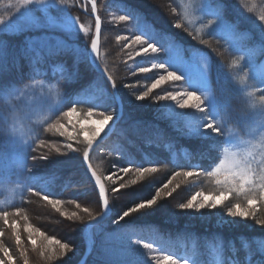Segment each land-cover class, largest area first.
<instances>
[{"label":"trees","instance_id":"16d2710c","mask_svg":"<svg viewBox=\"0 0 264 264\" xmlns=\"http://www.w3.org/2000/svg\"><path fill=\"white\" fill-rule=\"evenodd\" d=\"M95 1L99 17L103 22L101 52L104 59L102 57V65L108 75L113 77L118 94L120 93V72L118 66H122V63L127 61V56H125L126 54H116L114 52L116 43L111 38L113 35L111 30L115 25L113 22H109L108 15L113 10L119 15L140 14L143 21H146L147 25L150 26L144 29L148 35L158 40L164 48L169 46L165 41L169 42L170 45H175L176 48L182 51L184 58L189 57L193 53L207 56L210 64V88L212 90L213 104L215 105V111L212 112L208 108V114L212 112V115L216 116L215 123L222 129V134L217 139L213 137H197L194 133L184 134L188 131L178 133L174 127L168 125L169 123H165L166 120L158 119L157 115L159 113L155 112V110L146 111L137 103L128 107L126 99H123L126 102L124 103L123 115L117 122L113 135L91 157V164L94 170L104 181L111 209V216L99 227L110 223L118 209L117 195L113 193L110 183L104 179L105 173L101 171L110 169L112 162L123 167H130L133 170L136 167H155L157 169L156 172L160 176L156 180L158 184L166 183L178 171H197L199 175L192 177L177 176L165 190L164 195H169L171 192L169 196L175 197L177 195V198L168 199L169 197H166L160 203V206L144 209L139 213L141 217L138 218H136V214H132L135 219L129 218L128 221L125 220L121 224V227L117 226V228L124 229L128 227L131 230H135L150 226L151 229L171 237L177 236L181 231L188 228L201 239L208 237L212 240L223 241L224 264H264V254L259 250L257 244L260 241L264 242V225L256 223V220L264 221V205L257 204L254 218L251 216L248 219L229 217L227 216L226 207L236 203L247 207L242 196L233 194L225 200L224 205L219 207L221 210L217 209L211 212L210 210L202 211L201 209V212L204 213L202 221H191L189 218L184 219L185 217L180 218L179 216L176 219L177 223L174 222L177 224L176 226L165 222L169 216L180 212L178 211L179 208H174L172 213L170 212V208L167 206L171 200H176L175 202L180 205L191 196L199 193L219 197L218 193L222 190V186L217 185L215 178L207 175L205 169L211 167L214 170L215 167L219 166L224 148L228 140L233 138L232 136L235 135L243 139L249 137L250 130L253 127V103L264 111V89H262L264 80L255 71V68L260 66L264 59V42L258 38L255 29L247 24L241 14L235 12L230 2L226 0H224L222 14L226 23L232 25L235 41L229 40L226 35L216 30L202 34L197 33L187 22L178 0ZM158 1L162 5H159ZM73 2L77 16L94 25L95 21L89 16L92 13L90 4L87 3L84 6L82 0H73ZM162 11L168 14H162ZM162 15H166L167 20H164L161 17ZM169 15H173L175 21L174 18L170 19ZM207 20L216 22L212 17H207ZM176 22L182 26L178 30L175 29ZM127 24L133 25V34H139L142 23H138L137 20H125L124 23H120L118 26L121 27V31L126 33ZM115 29L119 31L118 28ZM0 34V41L8 37L2 31H0ZM94 34L95 32L92 31L88 35L89 39L83 46L88 51H90V43L91 39L94 38ZM15 41L8 43L5 40L4 46L0 48L2 49L0 53V59L2 58L0 62V83L4 86L11 85V88L20 89L21 86L30 84L33 80L40 81L47 87L56 89L58 100L62 103L64 109L69 106L70 102H72V106L73 102H75L74 94L79 92L81 88L92 83L97 78L103 79L91 65L90 56L85 57V61H81L82 65H79L80 68L74 65L72 67L65 65L66 59L71 57V52L67 53L65 57H62L61 54L63 53H53V56L51 55L49 58L46 52L35 56L28 51L29 43L24 42V40L21 42ZM236 44L255 52L254 65L243 62L241 52L235 47L237 46ZM237 47L239 48V46ZM31 57H35L38 60L36 65H33L32 61L30 62L31 65H26ZM160 59L161 62H166V54H162ZM50 66L60 67L58 72L53 74V72H49ZM63 67L66 69L63 70ZM69 75L72 79L67 80L66 77H70ZM85 80L86 82L84 83ZM43 93V96H36L37 101L42 99L46 107L52 105L54 99L47 98V93ZM164 93L166 95L165 90ZM20 103H22V100ZM11 104L15 109L19 107L15 99L14 103ZM115 110H118L116 102ZM40 111L44 114L42 118H48L51 115L49 110ZM209 116L211 117V115ZM35 137V134H31L27 140L32 146L34 144L32 138ZM9 139L8 135L0 131V214L5 211L12 215L18 210L21 212V215H19L21 221H16L14 228L17 230H14V232L20 235L23 243L17 244L16 235L10 230L11 236L9 240H3L4 246L10 250L16 249V253H20L19 250H22L27 255L26 258H22L20 254V262L17 264H24L25 259H27L28 264H39L40 260H38V257L44 251V247L42 249L40 247H32L28 236L26 237L28 233L26 229L31 226L39 229L47 237L60 238L63 241L65 239L61 238L59 234L67 233L66 231L64 232L66 224L70 227L72 225L65 222L58 213H53L52 211H55V209L47 201L43 200L41 195H36L37 191L20 181L22 164L16 155L14 156ZM87 149L88 147L85 145L81 150L80 171H78L77 175L72 172L65 173L59 178V181L50 186L49 191H42L41 194L47 193L50 198L61 199V206L69 209V207H76V203L81 204V198L86 197L88 193V195L94 196V204L97 207V212L94 215L99 217L102 214V205L83 158V153ZM101 150L104 157L99 162L101 164H98L95 160L99 157ZM173 189L175 190L173 191ZM78 194H84V196ZM47 207L51 208L52 211ZM41 208L44 209V212L42 211L44 215L38 214ZM216 213L230 220L232 224H229V228L214 229L213 226L217 223L215 219L213 222L208 221H212L210 219ZM145 215L146 217L143 218ZM44 219L47 220L46 223ZM55 220H58L60 225L50 224L52 223L51 221ZM90 221L91 217L87 218L83 223L81 222L82 225H78V227L80 226L79 235L81 237L82 253L73 264H78L85 253L86 245L83 233ZM3 225L6 224H4L3 220H0V227L2 228ZM97 228L92 230L93 249L87 264H91L92 258L98 255L97 248L100 239L96 233ZM56 231L61 232L58 233ZM47 242L44 237H41L43 246H46ZM21 247L24 248L21 249ZM45 249L47 251V248Z\"/></svg>","mask_w":264,"mask_h":264},{"label":"rangeland","instance_id":"374dc122","mask_svg":"<svg viewBox=\"0 0 264 264\" xmlns=\"http://www.w3.org/2000/svg\"><path fill=\"white\" fill-rule=\"evenodd\" d=\"M226 1L230 2L234 11L241 14L243 20L255 29L258 38L264 42V31H262V29H264V21L260 20V17L264 16V0ZM178 2L183 9L187 22L197 33L202 34L207 31L216 30L226 35L229 40L235 41L232 27L220 29L216 27V22L207 20V17L212 16L206 15L200 10L203 0H178ZM158 4L162 5L159 1ZM162 14L168 13L162 11ZM108 15L109 22L111 21L115 25L111 30L113 34L111 38L116 43L114 52L116 54H126L125 56H127V61L122 63V66H118L120 72V93L118 95L123 104V111L124 103L126 102L128 107L137 103L142 109H146V111L153 109L155 112L159 113V115H157L158 119L166 120L165 123H169L168 125L174 127L178 133L188 131L184 134H193L197 127L211 119L208 114V103L209 101L213 102V100L209 80L210 64L207 56L200 53H193L189 57L184 58L182 51L176 48L175 45H170L167 41H165V43L169 45L166 47V49H168L167 52L152 54L149 49V52L146 54L143 52L142 46L135 43L133 25L127 24L128 27L125 33L121 31V27L118 26L120 23H124L125 20H120V15L114 12V10L110 11ZM169 16L170 19L174 18L173 15ZM161 17L167 20L166 15H162ZM0 20L4 21L3 24H0V31L8 35L5 39L6 42L12 43L16 42L15 40L18 42L24 40V42L29 43L28 51L32 52L35 56L46 52L49 58L51 55L53 56V53H63L61 54L62 57H65L67 53L71 52V57L66 59L65 65H70L72 67L74 65L78 68H80L79 65H82L81 61H85V57L89 56V51L86 47H83L89 39L88 35L92 31H96L95 24L93 25L91 22L77 16L73 0H39V2L34 0L31 5L24 4V0H0ZM177 23L178 22H176V24ZM81 25H83V29H81ZM115 28H118L119 31ZM175 29L178 30L179 28L175 27ZM121 37L125 38L121 39ZM5 40L0 41V48L4 46ZM236 45L239 46V48L237 46L235 47L241 52L243 62L254 65L255 52L242 48V45ZM1 50L2 49H0V53ZM137 53L140 54L137 55ZM162 54H166V62L173 63L178 68L182 67L181 61L194 59L205 69L207 76L206 81L202 82L200 74L193 72L191 75V83L186 80L164 81L160 86L149 91L145 99L136 100V95L143 94V92L151 88V83L154 82L153 76L159 78L160 74H166L159 68H152L148 73L140 71L141 67L151 68L152 63L161 62L160 56ZM31 61L33 65L38 63L35 57H31L26 65H31ZM59 67L60 66H50L49 68L51 69L49 72H53L54 74L58 72ZM65 69L66 68L63 67V70ZM255 71L257 74H260L264 80V59L260 66L255 68ZM66 79L70 80L72 77H66ZM103 79L97 78L93 80L92 83L87 84L85 87L81 88L79 92L74 94L75 102H73L71 107L76 108V113L72 117L65 115V113L70 110L69 106L63 109L62 103L58 100V93L53 87H47L37 80L31 81V83L27 85L24 84L20 89H14L11 88V85H8V87L0 83V131H3L9 136L13 154L14 156L16 155L22 164L20 181L26 183L27 186L37 191V193L49 191L50 186L59 181V178L65 173L72 172L77 175L78 171H80L81 150L87 145V139L90 136L88 130H101L100 136L94 141L97 142L107 135L114 122L117 120L119 116V109L117 111L115 110V102L117 101L108 83ZM85 82L86 80L84 83ZM193 89H198V94L205 100V104L203 105V107H205V112H200L195 108L179 109L174 101H162L157 99L159 95H165L164 90L166 91V95L175 93L177 94V99H187V97L180 94ZM262 89H264V86ZM43 92L47 93V98L54 99L52 105L46 107L42 99L37 101L36 96H43ZM14 99L19 106L17 109L11 104L14 103ZM123 99H126V102L123 101ZM21 100L22 103H20ZM36 103L37 105H35ZM191 103H195V101L193 100ZM252 109L254 113L253 127L250 130L249 137L243 139L235 135L232 136L233 138L228 140L224 148L221 162H224L225 158L231 153H237L238 156H243L249 151L255 154L257 161L264 158V111L254 103L252 104ZM40 110H49L51 115L48 118H42L44 114ZM89 112H92L91 117L88 115ZM101 112L104 114H112L114 120L110 121L107 125H102L100 123V120H102ZM56 113L59 114L57 115ZM53 125L58 127L62 125L63 127L60 128V131H63L64 135L61 136L60 132L57 131ZM200 131L203 132L204 129L201 128ZM69 132L72 134V139H69ZM209 132H211V130H209ZM31 134L36 135L35 138H32L34 141L33 146L27 142ZM209 137L217 139L219 135L211 133ZM41 142H43V144H41ZM68 144H72V147L76 149V151H72V149L66 147ZM99 154V157L95 161L101 164L99 162H101L103 159L102 157H104L102 150ZM41 155L46 156L47 159H39ZM120 167L123 166L112 162L110 169L105 171L101 170L105 173L104 179L108 180L107 177ZM158 177H160L158 173L154 172L146 173L143 179H139L135 170H132L127 174L121 172L118 176H113L112 180H108L112 190L113 188L119 187L121 184H123L124 187L121 188L119 192H113L118 198V209L112 221L98 227L96 230L100 243L97 248L98 255L92 258L91 264H93V262H95L94 264H156V261H162L163 256L169 254L187 260L188 264H223V241L212 240L208 237L201 239L195 232H192L191 229L187 228L181 231L177 236L171 237L151 229L150 226L135 230H131V228L128 227L124 229L117 228V226L121 227V224L125 220L128 221L129 218L135 219V217H132L134 214L137 215L136 218L141 217L139 213L144 209L139 210L137 213H133V215L131 214L123 221H116L118 214H122L124 210L135 206L136 203L142 200L151 198L159 188H162L163 185L169 181L167 180L166 183L158 184L156 182ZM133 180L136 181L135 184L132 183ZM166 189L167 188L160 193V196L157 198V204L154 205V207L160 206V203H162L166 197H169L168 199L177 198V195H175V197L167 194L164 195ZM78 195L84 196V194ZM191 197L188 198V200L191 199ZM200 198L202 197L198 196V199ZM175 201L171 200L167 207L170 208L171 213L174 208H179L178 211L180 212L173 216H169L165 220L166 223H177L176 219H178L179 216L180 218L185 217L184 219L189 218L191 221H202V217H204L202 215H204V213H202L201 210L181 209ZM224 202L225 200L221 203L220 197L216 196L217 207L214 209L206 207L202 209V211L210 210L214 212V210L224 205ZM80 203V208L74 206L66 209L60 206L61 212L67 213L66 216L61 215V212H57L56 210L52 211L51 208L47 207L53 213H58V215L62 216L65 222L72 225V227H70L65 223L67 226L64 232L66 231L67 233L59 234V236L65 240L62 241L60 238H48L59 240L61 243H68L74 248V253L60 256L57 251L58 245L49 244V242H47V245L43 246L41 237L44 236L40 235H33L32 239L35 240V245H33L27 233L26 237L28 236L32 247H40L41 249L44 247L43 252L45 254H40L38 257V260H40L39 264H73L76 258L80 256L82 253V243L79 235L80 226L78 227V225H82V223L90 217L87 213H84L82 209L87 207L93 214L97 212L96 204H94V196L92 197L87 193L86 197L81 198ZM43 210L44 209L41 208L38 214L44 215ZM73 212H76L77 216L69 219ZM145 217L146 215L143 218ZM8 219V226L3 225L2 228L0 227V232H3V235L0 236V245L2 244L5 248L7 247L4 246L5 243L3 240H9L11 236L10 230H12L13 234H17L14 232V230L17 229L14 228L15 226L13 225H16V221H21L20 217L16 215H9ZM214 219L217 222L213 226L214 229H227L230 226L229 224H232L228 218L221 217L217 213L210 219L212 221L208 222H213ZM44 221L46 223L47 220L44 219ZM51 222L50 224L60 225L58 224V220ZM176 225L177 224H175V226ZM56 232L59 233L61 231ZM21 243L23 242L20 241V244ZM144 244H151L152 247L145 248ZM257 244L259 250L264 254V242L260 241L257 242ZM9 245L13 246L12 244ZM23 248L24 247H21V249ZM45 248H47V251H45ZM7 249L9 255L12 257L11 264L20 262V254L22 258L27 257L22 250H19L20 253H16V249ZM41 249L39 250L41 251ZM7 259L4 253L0 251V260L7 261Z\"/></svg>","mask_w":264,"mask_h":264},{"label":"snow or ice","instance_id":"6c2138e0","mask_svg":"<svg viewBox=\"0 0 264 264\" xmlns=\"http://www.w3.org/2000/svg\"><path fill=\"white\" fill-rule=\"evenodd\" d=\"M34 0H24V4L31 5L33 4ZM36 2H39V0H36ZM223 4L224 0H203V3L201 5V11L205 13L206 15L212 16L216 21V27L220 29L224 28H231L232 25L230 23H226L225 18L223 16ZM91 11L93 13L96 12V2L95 0H92V8ZM120 20H137L138 23H142V28L139 31V34L135 35L134 40L135 43L140 44L142 46V50L144 53H148L149 49L152 54H158L160 52H167L168 49L164 48L163 45L156 39L152 38L148 35L147 31L144 30L148 27L146 21H143L140 14L137 15H120ZM261 21H264V16L260 17ZM4 21L0 20V24H3ZM81 29H83V25L80 26ZM175 27L180 28L181 25L177 23ZM95 30H96V37L91 39L90 43V51L93 54H98L99 52V38H100V32H101V20L99 17L95 20ZM264 31V29H262ZM125 37H121V39H124ZM140 53H137L139 55ZM92 63L95 64V57L92 59ZM182 67L178 68L173 63L169 62H159V63H152L151 68L150 67H141L140 71L143 73H148L151 71L152 68H159L162 69L164 73L166 74H160L159 78H155L153 76L154 82L151 83V88L148 91L143 92V94L136 95V100H143L148 96V92L152 89L157 88L162 84L164 81H182L186 80L191 83V75L193 72H197L200 74L202 82L206 81V71L201 65L195 61L194 59H187L181 61ZM98 67V65H97ZM107 80L111 82L112 89L116 88L115 81L113 80V77L111 75L107 76ZM180 95L187 97V99H177V94L170 93L168 95H159L157 97L158 100H169L174 101L175 105L178 106L179 109H186V108H195L198 109L200 112H205V107L203 105L205 104V100L203 97L198 94V89H193L189 91H185L181 93ZM195 101V103H191V101ZM71 103H69V111L65 113L66 116L72 117L76 113V108L71 107ZM208 108L212 110V112L215 111V105L212 101H209ZM212 112L209 113L211 115V119H209L206 123L200 125L195 129L194 135L197 137H209L211 133H216L218 135L222 134V129L219 125L215 123L216 116L212 115ZM59 114V113H56ZM89 117H91L92 112L88 113ZM102 120H100V123L102 125H107L110 121L114 120V116L112 114H104L101 112ZM54 128H56L57 131L60 132V135L63 136L64 132L60 131V128L63 126H56L53 125ZM203 128L204 131L201 132L200 129ZM211 130V132H209ZM83 131V130H82ZM90 136L87 139V147L89 150L93 148V142L96 140L97 137L100 136V129H89ZM72 134L69 132V139H72ZM43 144V142H41ZM69 149H72V151H76L72 147V144L66 145ZM84 161L87 162L89 160V151L86 150L83 153ZM39 159H47L46 156L41 155ZM88 169L91 172V177L95 180V185L98 187V195L99 199L102 202V215L97 216L94 215L89 208L84 207L82 211L84 213H87L88 216L91 217V220L95 223H99L100 220L103 219L104 216L108 214V212L111 210L109 205V198L106 193V188L104 183L101 181V177L97 175L96 171L92 170L91 164H88ZM133 169L130 167H120L117 169V171L113 172L111 175L107 177L108 180H112L113 176H118L119 173H129ZM155 167H136L135 172L139 179H143L146 173H154L156 172ZM205 172L207 175L212 176L215 178V183L217 185L222 186V190L218 193L221 203H223L224 200L228 199L231 195L235 194L237 196H242L244 198V201L247 205V207H243L240 203H236L234 205L227 207V216L229 217H240L243 219H248L250 216L255 217L256 212V206L257 204L264 205V158H261L259 161H257L255 154L252 151L247 152L243 156H238L237 153H231L229 156L225 158L224 162H221L219 166L215 167L214 170L210 167L209 169H205ZM194 175H199V172L197 171H183V172H176L172 179H170L166 184L163 185L162 188H159L155 195L147 200H142L135 204V206L129 207L127 210H124L122 214H118L116 221H123L125 218L129 217L133 213H137L141 209H151L154 205L157 204V198L160 196V193L165 189L168 188L169 184L172 183L173 180L176 179L177 176H183L185 178L192 177ZM133 184L136 183L135 180L132 181ZM124 185L121 184L117 188H113V192H119L121 188H123ZM178 187V185H177ZM175 189H173L174 191ZM36 195H41V198L45 201H47L48 204L52 206L53 209H55L57 212H61V204L62 200L59 198H50L47 193L41 194V193H35ZM171 195V192L169 193ZM199 197H202L198 199ZM76 207L80 208V204L76 203ZM181 209H188L196 211H199L204 208H211L214 209L217 207L216 203V196H205L203 193H200L198 195H193L191 199H189L186 203H181L179 205ZM9 215H12L11 213L5 211L2 214H0V220H3L4 224L9 223ZM14 215L19 216L21 215V212L18 210ZM61 215H67V213L61 212ZM77 213L73 212L71 214L72 217H76ZM27 219V217H25ZM257 224L264 225V221L256 220ZM14 226V225H13ZM26 231L28 232V236L30 241L35 245V240L32 239L34 234H38L40 236H44L46 240H48L49 244H56L58 245V254L60 256H65L68 254L74 253V248L71 247L68 243H61L59 240L50 239L43 232H40L39 229L32 228L29 226ZM3 235V232H0V236ZM21 241V237L19 234H16V242L19 244ZM145 248H151V244H144ZM0 251L4 253V255L8 258L7 261L0 260V264H11L12 257L9 255L8 249L3 247V245H0ZM45 253L42 251L41 255H44ZM51 258V257H49ZM24 264H28L27 259H25ZM156 264H188L187 260L181 259L180 257H174L173 255H164L162 261H156Z\"/></svg>","mask_w":264,"mask_h":264},{"label":"water","instance_id":"95a60500","mask_svg":"<svg viewBox=\"0 0 264 264\" xmlns=\"http://www.w3.org/2000/svg\"><path fill=\"white\" fill-rule=\"evenodd\" d=\"M84 5L86 2H88L91 6H92V0H82ZM89 16L95 21L97 17H99L98 15V8H97V4H96V12L95 13H91L89 14ZM100 18V17H99ZM101 20V32H100V38H99V52L98 54H93L91 53L90 51V62L92 64V66L95 68V70L97 71V73H99L100 75L103 76V78L106 80V82L108 83L109 87L112 89L111 87V82H109L107 80V76L108 73H106V71L104 70V68L102 67V61H101V46H102V32H103V22H102V19L100 18ZM96 37V31H95V36L94 38ZM93 57H95V64L92 63V59ZM98 65V67H97ZM115 97H116V101H117V104H118V107H119V116L117 118V120L114 122L113 126L111 127V129L109 130V132L107 133V135H105L104 137H102L101 139H99L97 142H94L93 143V148L91 150L88 149L89 151V160L87 162H85V165H86V168L87 170L89 171L88 169V164H91L90 163V159H91V156L92 154L94 153V151L99 147L101 146L104 142H106L111 136L112 134L114 133L115 131V128H116V124L117 122L119 121V119L122 117L123 115V104H122V101L117 93V88L115 89H112ZM92 166V165H91ZM92 170L94 171L93 167H92ZM89 173L91 174V172L89 171ZM94 180V178H93ZM102 181V180H101ZM103 183V181H102ZM94 184H95V180H94ZM96 186V185H95ZM97 188V192H98V187L96 186ZM101 205H102V202H101ZM110 213H111V210L108 212V214L106 216L103 217L102 220H100V222L97 224L93 221H90L87 226H86V230L84 232V239H85V243H86V252L85 254L83 255L81 261L78 263V264H86L87 260L89 259L90 255H91V252H92V245H91V242H90V233H91V230L94 228V227H97L98 225L102 224L104 221L107 220V218L110 216Z\"/></svg>","mask_w":264,"mask_h":264},{"label":"bare ground","instance_id":"6f19581e","mask_svg":"<svg viewBox=\"0 0 264 264\" xmlns=\"http://www.w3.org/2000/svg\"><path fill=\"white\" fill-rule=\"evenodd\" d=\"M109 139H110V138H109ZM109 139H108L107 141H109ZM107 141H106V142H107ZM104 143H105V142H104ZM101 146H102V145H101Z\"/></svg>","mask_w":264,"mask_h":264}]
</instances>
